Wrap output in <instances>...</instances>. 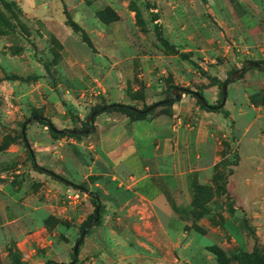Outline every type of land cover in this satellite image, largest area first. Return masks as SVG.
Listing matches in <instances>:
<instances>
[{
  "label": "rangeland",
  "instance_id": "rangeland-1",
  "mask_svg": "<svg viewBox=\"0 0 264 264\" xmlns=\"http://www.w3.org/2000/svg\"><path fill=\"white\" fill-rule=\"evenodd\" d=\"M247 61L264 64V0H0V264L72 260L95 206L64 179L102 207L75 264H264V71L221 111L197 101ZM93 110L80 138L27 122L84 129Z\"/></svg>",
  "mask_w": 264,
  "mask_h": 264
},
{
  "label": "trees",
  "instance_id": "trees-1",
  "mask_svg": "<svg viewBox=\"0 0 264 264\" xmlns=\"http://www.w3.org/2000/svg\"><path fill=\"white\" fill-rule=\"evenodd\" d=\"M66 24L68 25V26H70L74 31H77V32H80L81 33V36H82V39H83V41L84 42H86L89 46H91L92 45V43H91V41H90V39H89V37H88V35H87V33L85 32V30L76 22V21H74L73 19H71L70 18V16L69 15H67L66 16ZM157 27H159V25H157ZM156 33H157V38H158V40L160 41V43L164 46V47H166V48H168V49H171V50H174V51H176V52H179L178 51V49H176V47H175V45H173V44H171L167 39H165L164 38V36L162 35V33H161V31H160V29L158 28L157 29V31H156ZM183 57H187V55L185 54V53H180ZM260 62V61H259ZM251 68H256V67H251ZM259 69V68H258ZM248 70V69H247ZM246 70V71H247ZM260 70H262V69H260ZM245 71V72H246ZM264 71V70H263ZM244 72V73H245ZM243 73V74H244ZM243 74L240 76V77H242L243 76ZM199 96L200 95H197V101H198V103L200 104V106L202 107V108H204V109H206V110H212V111H221L222 110V108H220V106L217 104V105H210V104H208V103H206V102H202L201 100H200V98H199ZM174 101V100H173ZM172 101V102H173ZM109 104H116V105H113V106H110V107H108L106 110H120V111H122V112H124L125 114H126V116L129 118V119H133L134 118V116L136 117L135 119H139V118H143L144 116H145V114H146V112H147V110H148V107H144V108H142L141 110V112H138V111H135V110H133V109H130L128 106H132V105H129V104H125V105H122V106H120V105H117L118 104V102H112V103H109ZM108 104H106V105H103V106H101V107H99V109H97V110H100V111H102V108L104 107V106H107ZM93 111H96V110H93ZM226 112V111H225ZM40 123H42V124H44V125H46V126H48V128H49V132H50V135H51V137L52 138H54V139H56V138H60V137H63V136H72V137H78V138H80L82 135H76V134H72V133H67L66 131H65V129H58V130H56L55 128H54V125H53V123L49 120V119H44V120H38ZM84 127H85V125H84ZM30 158H31V161H32V163H33V166L37 169V170H39V171H45V169H43V168H41V167H39L37 164H36V161H35V155L33 154V152H30ZM50 174H53L51 171H48ZM54 176L55 177H57V178H60V179H62L59 175H57V174H54ZM63 180V179H62ZM70 183V182H69ZM71 184V183H70ZM77 188H79L80 186H83V185H81V184H78V185H75ZM84 187V186H83ZM92 202H93V204H94V206H95V201H94V199L92 198ZM101 209H102V207L100 206V208H99V218H98V220L94 223V224H97V225H102V223H103V217H102V215L100 214V211H101ZM95 217V212H94V216H93V218ZM90 220H88V221H86V223H85V225L89 222ZM85 225L81 228V231H82V229L85 227ZM90 232V229H88L87 231H86V234H88ZM85 237V236H84ZM78 239V238H77ZM77 239H76V241H77ZM83 242H84V238H83V240H82V242H81V244H80V246L83 244ZM79 246V247H80ZM80 249V248H79ZM78 252H79V250H78ZM244 254H248V253H244ZM251 254H253V255H256L257 257H259L260 259H262V260H264V253H260V252H252ZM217 257H218V260L220 261V262H227L228 261V258L226 257V255L224 254V253H222L221 251H217ZM78 262V259L76 260V262L75 263H77ZM55 263V261H53V260H47L45 263H43V264H54ZM74 263V264H75Z\"/></svg>",
  "mask_w": 264,
  "mask_h": 264
},
{
  "label": "water",
  "instance_id": "water-1",
  "mask_svg": "<svg viewBox=\"0 0 264 264\" xmlns=\"http://www.w3.org/2000/svg\"><path fill=\"white\" fill-rule=\"evenodd\" d=\"M251 67H256V68H259V69H262L264 70V64L259 62V61H247L242 67H240L239 69L233 71L230 76L222 82L221 84V94H222V101L221 103L219 104V106L221 107L225 101H226V97H227V86L228 84L231 82V81H234L236 79H238L240 77L241 74H243L247 69L251 68ZM183 91V89L181 87H174L173 89H171L170 91V94L168 95V97L165 99L164 102H170V101H173V99L177 98L180 93ZM200 100L202 102H205L203 96H199ZM113 105H116V104H109L107 106H104L103 109H106L110 106H113ZM117 105H125L124 103H118ZM130 109H133L135 111H138V112H141L142 110L141 109H138L134 106H128ZM96 115V111H92L87 119H86V124H85V128L84 129H71V128H67L65 129V131L67 133H72V134H76V135H85V134H88L90 131H92L94 129V116ZM46 119L45 117L43 116H32L30 118H28L27 122H31V121H38V120H44ZM23 123L22 125V128H21V133H22V136H23V139L26 140L27 137H26V131H25V128H26V123ZM55 128V127H54ZM56 130H58L57 128H55ZM64 181L66 182H70L71 184L73 185H77L67 179H64ZM80 189H82L83 191H86V192H89V194L91 195V197L94 199L95 201V217L93 219H91L86 225L85 227L82 229L81 231V234L80 236L78 237L77 241L75 242L74 244V247H73V258L70 262H66V263H60V262H55L54 264H73L76 262L77 258H78V250H79V246L86 234V231L88 229H90L94 223L98 220L99 218V208H100V203H99V196L98 194L94 193L93 191H89L86 187H83V186H80L79 187Z\"/></svg>",
  "mask_w": 264,
  "mask_h": 264
}]
</instances>
